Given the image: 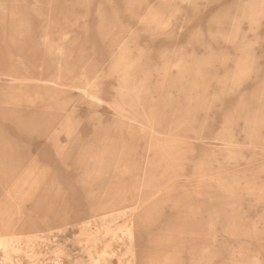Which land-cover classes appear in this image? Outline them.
<instances>
[{"label":"rangeland","instance_id":"374dc122","mask_svg":"<svg viewBox=\"0 0 264 264\" xmlns=\"http://www.w3.org/2000/svg\"><path fill=\"white\" fill-rule=\"evenodd\" d=\"M0 236V264H264V0H0Z\"/></svg>","mask_w":264,"mask_h":264},{"label":"bare ground","instance_id":"6f19581e","mask_svg":"<svg viewBox=\"0 0 264 264\" xmlns=\"http://www.w3.org/2000/svg\"><path fill=\"white\" fill-rule=\"evenodd\" d=\"M255 123H256V122H255ZM257 125H260V124H257ZM257 125L255 124V126H257ZM258 127H259V126H258ZM258 127H257V128H258ZM255 132H256V131H255ZM0 237H1V236H0Z\"/></svg>","mask_w":264,"mask_h":264}]
</instances>
